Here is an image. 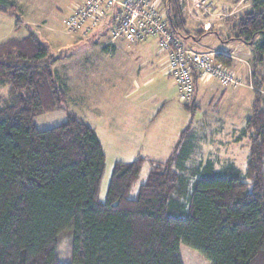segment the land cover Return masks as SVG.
I'll use <instances>...</instances> for the list:
<instances>
[{"label": "trees", "instance_id": "16d2710c", "mask_svg": "<svg viewBox=\"0 0 264 264\" xmlns=\"http://www.w3.org/2000/svg\"><path fill=\"white\" fill-rule=\"evenodd\" d=\"M253 2L234 24L235 38L254 46L255 96L238 136L250 142L246 171L211 158L187 167L202 137L184 142L183 130L136 193L145 158L117 161L105 201L106 154L95 129L74 113L52 128L34 124L68 103L48 45L35 31L0 43V85L9 92L0 103V264H62L66 230L72 264H183L182 244L211 264H264V0ZM165 9L188 44L207 33L188 27L178 0ZM183 103L196 107V94Z\"/></svg>", "mask_w": 264, "mask_h": 264}, {"label": "rangeland", "instance_id": "374dc122", "mask_svg": "<svg viewBox=\"0 0 264 264\" xmlns=\"http://www.w3.org/2000/svg\"><path fill=\"white\" fill-rule=\"evenodd\" d=\"M80 1L82 0H0V5L8 8V12L0 11V43L11 38H23L30 31L40 32L41 36L45 38L43 41L50 45L51 51L56 53V57H59L56 68L60 72L62 81L69 87L68 103L55 111L37 115L34 118L36 127L41 130L55 127L65 122L69 114L74 113L94 127L99 136L104 139L108 133L104 124H127L132 116L123 115L120 120H112L117 110H125L132 114L135 107L145 105L153 111L149 113L151 117L149 123L158 127L157 132L160 135V138L155 140L157 142L155 147H173L179 140L182 130H184V142H190L194 136L207 138L216 131L219 133V129L214 124H222L223 122L219 121L220 118L226 119L228 124H233L231 121L234 120V123L239 124L236 129L241 128L240 124L245 122L250 115L251 103L255 96L254 90L246 86L248 81L244 86L234 88H227L221 83V85L217 84L220 91L225 92V98L218 105H216L218 98L213 103L210 102L211 98H206L201 102L199 108L194 107V103L191 107H187L179 101L178 88L173 78L167 75L164 70V73L160 71V67L158 68L159 73L154 75V82L145 85L144 76L141 74L139 78L136 73L138 62L141 59V55L136 51H127L125 54L129 71L132 72L127 73L128 75L119 80L117 90L112 89L107 93L106 91L103 92L100 82H97V85H99L97 86L91 80L89 73L80 70V62L87 56H108L105 54V50L95 44L90 45V47H87L85 42L77 44V41L70 39V35L66 33L67 28L64 19L70 14L71 8ZM249 1L252 2V7L248 8H253V0ZM246 3L244 1L243 5H246ZM242 9H244V6L238 7L235 13ZM215 16H212L215 18L214 23L223 21L219 15ZM190 25L196 27L193 22H190ZM200 26L205 28L204 24ZM196 28H199V25ZM193 46L198 47L196 43ZM107 52H112V50H107ZM152 54L154 56V51ZM121 56L118 54L115 57ZM250 57H253V54ZM80 58L82 59L80 60ZM239 59L243 62L245 60L241 57ZM248 61L250 65L251 61ZM134 78L139 79L140 89H137ZM136 89L137 94H132ZM8 94V86L0 85V103ZM236 95L237 97H235ZM108 117L111 120L105 119ZM230 132H232V129L229 127L223 129L221 130V136L214 134L215 141L212 138L208 143H204L201 138L198 143L201 142L202 151L200 152V148H198L197 152L190 155V161L184 165L189 167L210 157L219 166L233 161L237 167L245 172L250 152V142L248 139H246V142L244 140L239 142L240 140L235 135L231 139ZM234 138H236V141H234ZM218 140L223 143H221L219 151H217V145L220 146ZM105 145L107 146V142H105ZM113 149H116V151L113 152ZM136 150L142 151L140 156L145 155V153L148 154L145 158L147 163L144 164L141 178L134 187V193L137 192L139 185L146 179L153 162L158 160H155L158 154L146 144L137 147ZM135 156L122 153L120 146L111 149L106 159L105 172L101 183L100 199L102 201L106 200L111 176L118 157L130 159V157ZM152 160L154 161L152 162ZM124 161L130 162L133 160ZM69 235H71V240L70 237H66ZM62 237L59 251L60 262L62 264H72L71 231L66 230ZM180 256L183 264H211L198 251L184 244L180 246Z\"/></svg>", "mask_w": 264, "mask_h": 264}, {"label": "crops", "instance_id": "0c3cea01", "mask_svg": "<svg viewBox=\"0 0 264 264\" xmlns=\"http://www.w3.org/2000/svg\"><path fill=\"white\" fill-rule=\"evenodd\" d=\"M211 1L213 3V9H211L210 11L209 10L206 11L205 9L194 11L192 8H190L184 13L181 10L187 22V25L190 29L207 31V33L202 36L199 37L194 36L190 38L191 39L190 44L193 46V44L196 43L198 45L197 47L198 49L194 46L193 47L196 48L197 50H219V51L232 53L234 57H230L228 58V60L230 61V66L234 71L235 77L237 78V82L229 85H224L222 83L221 84L226 86L227 88H234V87L244 86L245 84H247L248 81V84L246 86L249 87L250 89H253L251 76L253 69L252 60L254 57V46L246 44L236 39L235 28H234V24L236 20L240 16H242L245 12L252 9V8H248V7H252L251 5L252 2H250L249 0L248 1L240 0L237 3L233 2L232 0H211ZM244 1L247 2L246 5H243ZM179 6H180V2H179ZM240 6H244V9H242L241 11H237L235 13L237 8ZM214 15L216 16L219 15L223 19V21L214 23L213 20L215 18L212 17ZM190 22L196 24L195 25L196 27L197 25H199V28L191 26ZM203 24L205 25V28H203V26H200ZM66 33L70 35L69 37L70 39L71 38L75 39V41H77V44L79 42L81 43L85 42L86 43L85 45L87 47H90V45L95 44L97 47L101 46L105 50V54L108 56L105 55L94 56V57L87 56L84 57V59L80 58V60L82 59L80 62V66H81L80 70L82 69V71L89 73L92 78L91 80L94 81L96 85L97 82H100L101 83L100 87L103 89V92L106 91L107 93L112 89L117 90V88L119 87L118 84L119 80L123 79L126 75H128L127 73L132 72L129 71L128 61L125 57L127 51H136L138 54L141 55V59L139 60L137 65L136 73L139 78L141 74L144 76L143 80L145 81V85H149V83L154 82V75L159 73L158 72L159 67H160V71L163 72L164 70L163 69L164 59L158 53V42L155 38H150L145 42L137 43V44H131L127 42L113 43L107 32L94 31L87 35L78 32L72 35L66 29ZM37 34L39 35L42 41L45 39L44 37L41 36L40 32H38ZM48 47L50 49L51 56L55 58L54 69H55L56 77L58 79V82L62 84L60 85L62 86L69 100V96H70L69 87L64 81H62L60 72L56 68V63L59 60V57H56V53L51 51L50 45H48ZM107 50H112V52H107ZM153 51H154V56L152 54ZM118 54L122 56L115 57ZM251 54H253V57H250ZM239 57L245 59L244 62L241 61ZM248 60L251 61L250 65L248 64L249 63ZM138 81H139L138 78H134V82H136L137 89H140L141 87ZM217 84H220V82L218 80L212 79L207 82L201 81L197 85L196 103H195L197 108H199L201 102L204 101V99L206 98L208 99L211 98L210 99L211 103H213L216 100V98H218L216 105L221 103V101L225 98V92L220 91ZM137 89L134 90L132 94H137ZM235 97H237V95ZM151 112L153 111L145 105L135 107V109L132 110V114L125 110H117L115 112L114 116L112 117V120L114 119L120 120L121 116L123 115H132V116L129 118L127 124H104L105 129L108 131V133L104 137L105 141L97 133L101 141L102 147L104 149V152L106 154V159L109 156L111 149L117 146H120V151L124 154H132L134 156L136 155L135 157H130V159H127L126 157H118L117 161L135 160L138 157L146 158V154L148 153H145V155L140 156V153H142V151L136 150L137 147L145 144L153 148L152 151L158 154L157 157H155V160L158 159L157 161H165L170 157V155L174 152V148L176 144L181 138L182 132L180 134L179 140L177 141V143H175L173 147H163V146L155 147V145H157V142H155V140L159 139L160 135L157 132L158 127L154 126V124L149 123L151 120L149 113ZM105 119L111 120L110 117ZM219 121L223 123L214 124V126L219 129V133L216 131V133L214 134H216L217 136H221V130L229 127L230 129H232V132L229 133L230 135L228 134L231 139L233 138V135H235V137L239 136L246 122L245 121L242 124H240L241 128L237 130L236 128L238 127L239 124H237V122L234 123V120L231 121V123L233 124L226 123V119L224 118H220ZM214 134L208 136L207 138L202 137L204 143H208L210 140H212V138L215 141ZM246 139L247 138H244L242 140L246 142ZM122 140L124 141L122 142ZM242 140H240L239 142H241ZM234 141H236V138H234ZM105 142H107V146L105 145ZM221 143L222 141L218 140V144H220V146L217 145L218 148L217 151L220 150L219 148L221 147ZM200 145L201 142H199V148H200L199 151L201 152L202 148L200 147ZM115 151L116 149H113V152ZM162 158L164 159L160 160ZM207 159H210V157L205 158L204 160ZM153 161L154 160H152V162Z\"/></svg>", "mask_w": 264, "mask_h": 264}, {"label": "built area", "instance_id": "2783aa9c", "mask_svg": "<svg viewBox=\"0 0 264 264\" xmlns=\"http://www.w3.org/2000/svg\"><path fill=\"white\" fill-rule=\"evenodd\" d=\"M167 0H82L64 19L70 34L107 32L111 41L137 44L155 38L164 59V71L173 78L181 102H191L198 82L218 80L224 85L237 82L234 71L219 55V50H197L176 35L165 11ZM182 12L213 9L211 0H179Z\"/></svg>", "mask_w": 264, "mask_h": 264}]
</instances>
